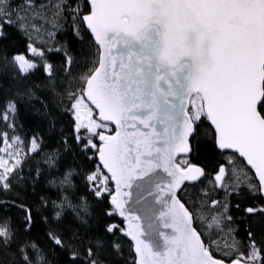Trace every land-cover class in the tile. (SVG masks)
Wrapping results in <instances>:
<instances>
[{
  "label": "snow or ice",
  "instance_id": "1",
  "mask_svg": "<svg viewBox=\"0 0 264 264\" xmlns=\"http://www.w3.org/2000/svg\"><path fill=\"white\" fill-rule=\"evenodd\" d=\"M0 264H264V0H0Z\"/></svg>",
  "mask_w": 264,
  "mask_h": 264
}]
</instances>
